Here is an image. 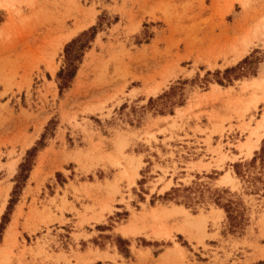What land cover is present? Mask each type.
<instances>
[{"label":"rangeland","instance_id":"1","mask_svg":"<svg viewBox=\"0 0 264 264\" xmlns=\"http://www.w3.org/2000/svg\"><path fill=\"white\" fill-rule=\"evenodd\" d=\"M263 115L264 0H0V264H264Z\"/></svg>","mask_w":264,"mask_h":264},{"label":"bare ground","instance_id":"2","mask_svg":"<svg viewBox=\"0 0 264 264\" xmlns=\"http://www.w3.org/2000/svg\"><path fill=\"white\" fill-rule=\"evenodd\" d=\"M84 13V12H83ZM82 13V14H83ZM81 14V13H80ZM77 16V15H76ZM81 17V18H80ZM79 17V19H81L82 21H80V20H78V21H80V22H82V24H80V25H78L75 29H73L72 31H70L68 34H67V36L65 37V39H68L69 37H71L73 34H75L77 31H78V29H81V28H83V27H85L90 21H91V19H92V17H91V15L90 14H85V15H81ZM76 19H77V17H76ZM90 24V23H89ZM261 129H264V115H263V118H261V121L257 124V127H256V129H253V131H252V134L254 135V138H255V140L254 141H251V140H249L248 141V139H247V141L243 144V151H245V154L246 155H248V156H250L251 154H252V152H253V150L254 149H256L257 147H258V144H259V142H260V140H261V133L259 134V130H261ZM12 162H14V161H12ZM12 162L10 163V166H11V169L12 170H14V167H15V165L14 164H12ZM15 163V162H14ZM9 166V165H8ZM9 166V167H10ZM137 172L134 170V174H136ZM9 185H7L6 187H3V189H2V192H4V193H7L8 192V190H9ZM1 196V195H0ZM219 211H221L220 209H219ZM185 215V214H184ZM183 215V216H184ZM185 217V216H184ZM190 219V218H189ZM183 220V219H182ZM184 221V220H183Z\"/></svg>","mask_w":264,"mask_h":264},{"label":"trees","instance_id":"3","mask_svg":"<svg viewBox=\"0 0 264 264\" xmlns=\"http://www.w3.org/2000/svg\"><path fill=\"white\" fill-rule=\"evenodd\" d=\"M64 75H67V76H70L71 75V72H65ZM64 75H63V78H64ZM264 143V142H263ZM263 152H264V146L262 148Z\"/></svg>","mask_w":264,"mask_h":264}]
</instances>
